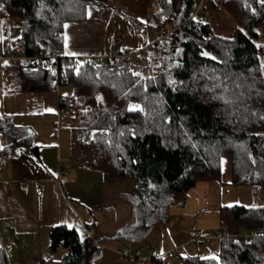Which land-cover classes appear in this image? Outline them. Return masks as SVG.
<instances>
[{
    "label": "trees",
    "instance_id": "trees-1",
    "mask_svg": "<svg viewBox=\"0 0 264 264\" xmlns=\"http://www.w3.org/2000/svg\"><path fill=\"white\" fill-rule=\"evenodd\" d=\"M118 1L0 0V22L15 23L26 55L57 57L68 78L62 86L72 87L69 105L61 97L58 102L77 127L93 132L81 145L91 151V168L113 181H132L135 207L155 208V220L171 195L187 194L199 182L223 185L224 160L231 185L264 188V2L157 0L153 26L170 34L166 44L151 48L161 51L167 45L166 53L144 64L113 60L75 70L72 59L62 55V31L67 23L85 22L90 6L124 13L136 31L142 27ZM206 9L230 16L234 29L229 36L213 33ZM176 49L178 68L173 70L168 64ZM39 65L18 63L22 93L55 90L54 77ZM18 131L13 143L8 135L5 143L31 146L34 138ZM219 224L223 237L217 259L188 256L181 264H264V205L221 207ZM98 242L82 240L72 228L53 227L49 251H65L60 264H96ZM0 264H8L1 246Z\"/></svg>",
    "mask_w": 264,
    "mask_h": 264
},
{
    "label": "crops",
    "instance_id": "crops-1",
    "mask_svg": "<svg viewBox=\"0 0 264 264\" xmlns=\"http://www.w3.org/2000/svg\"><path fill=\"white\" fill-rule=\"evenodd\" d=\"M119 4L132 12L142 26L140 30L136 31L122 15H112L108 10L90 6L85 22L67 23L63 27V57L67 59L101 57L107 55L112 48H118L123 49V52L128 51L131 61L138 60L144 64V61L150 59L153 55L151 46L160 38V31L153 26V17L160 11L158 1L119 0ZM17 38L19 35L13 38L1 34L0 52ZM6 43L8 44L2 48ZM20 62H4L0 71L1 90L5 92L3 83L10 82L12 89L9 93L14 96L15 108L18 107L17 98L21 94L37 93L20 91L18 74L15 72V70L18 72ZM261 62L264 69V55ZM62 87L55 86L54 91L58 97L60 96L58 89ZM47 93L41 94L46 96ZM43 103H46V100ZM63 116L67 117L66 114ZM16 117V113L12 111L0 114V246L8 264L33 261L23 249L26 248V252L36 256L41 251L39 247L49 245L51 229L59 226L74 229L82 240L91 238L95 243L100 242L98 245L101 247V258L96 264H135L126 261L131 242H127L123 247L117 242L121 240L119 235L112 232L115 218L112 212L115 210H108L112 212H109L106 218L104 216L102 222L96 220L90 222L86 216L85 205L77 200L82 196L79 185L85 183V174L79 173L82 171L81 164L74 165L67 152L63 127L61 125L57 127L60 128L58 133L55 130L54 141L51 140L40 147V144L34 143L35 140L38 141V133L30 128L26 131L16 125L14 120ZM23 129L34 138L31 146L14 147L10 146L9 142L5 143L8 138V141L13 143V138L19 136L18 130ZM47 134L50 135L48 130ZM32 147L37 148L36 152ZM62 159L68 164L63 163ZM38 183L44 187L43 195L37 193ZM220 188L217 182H199L187 192L181 215V222L185 221L184 226L169 236L168 248L154 253L156 257L154 264H164L163 259L167 256L181 261V255L177 256L179 250L197 243L193 240V233L198 224V217L208 208L217 207L218 199L214 198V193L218 194ZM189 192H192V195ZM211 201L214 203L210 204ZM111 207L106 208L112 209ZM89 229L93 230L92 235L89 234ZM109 238L113 239L112 243L108 241ZM58 252L62 258L65 251L60 249Z\"/></svg>",
    "mask_w": 264,
    "mask_h": 264
},
{
    "label": "rangeland",
    "instance_id": "rangeland-1",
    "mask_svg": "<svg viewBox=\"0 0 264 264\" xmlns=\"http://www.w3.org/2000/svg\"><path fill=\"white\" fill-rule=\"evenodd\" d=\"M260 1L264 2V0ZM121 8L129 15V18L136 19L131 11L122 6ZM204 13L205 21L210 24L215 35L227 37L231 34L234 29V22L229 15L224 12L213 13L210 9H206ZM123 14L117 15L124 16ZM0 31V37L2 34L3 36L15 38L20 34L13 21H1ZM163 43L166 44V40ZM7 44H3L2 48ZM166 48L167 45L161 51L152 49L151 53L155 57H160L162 52L165 51L166 53ZM122 50L121 52L123 53ZM3 84L5 92H2L0 85V114L2 115L6 111L16 113L17 117L14 119L16 125H19L26 131H28L27 128H30L38 133V141L35 140L34 143L40 144V147L41 145L45 146L51 140L54 141L55 130L56 133L60 130L57 127L59 125L63 127L64 134L66 135L65 144L67 152H69L71 159L74 161V165L77 163L81 164L82 171L80 170L79 173L85 174V183L79 185L82 196L81 198L78 197L77 200H79L80 204L85 205L86 216L89 217L90 222H94L95 220L102 222L103 217L105 216L106 218L109 212H112H108V210L114 209L115 212L112 213L115 215L113 220L115 226L113 225L114 229L112 228V232L119 235V239L121 240H117V242L123 245V247L126 246L127 242H131V248L128 253L129 257L155 258V252H161L168 248L169 236H171L173 231L182 229L184 226L185 221L181 222V215L187 194L171 195V203L163 206L160 220H155L157 217L155 208L149 209V211H142L141 208L138 210L133 203V195L131 197L130 191L134 187L132 181L108 180L103 172L92 170L90 166L92 159L91 151L87 148L83 150L81 144H88L93 132L77 127L74 120L70 117L67 116L65 118L63 115H65L67 108L64 109V113H59V98L61 96L65 100V104L69 105L68 100L72 95L71 86L67 85L58 89L59 97L55 91L48 92L46 96L44 94L45 97L40 92L21 94L17 98L18 107L15 108L14 96L9 93L12 89L11 84L8 81H5ZM45 100L46 103H43ZM47 130L50 135L47 134ZM63 154H66V152H63ZM62 162L67 163L64 159H62ZM229 171V161L224 160L222 174L224 184L220 185L221 188L218 194L217 192L214 193V198L218 199V205L215 208H208L204 213L199 215L198 224L193 233V240L197 241V243L193 242L192 247L179 250L177 256L181 255L182 259L188 256H197L200 259H217L219 243L223 237L219 224V209L221 207L264 205V188L256 189L246 186H233L230 184L231 174ZM189 193L192 195V192ZM165 197L167 198V196ZM73 202L77 204L75 201ZM213 203V201L210 202V204ZM108 206H112V209H107L106 207ZM78 207L80 206L78 205ZM145 228H148L149 231L146 235L142 236L141 233ZM89 240L91 241L92 239L90 238ZM108 241L112 243L113 239L109 238ZM39 248L41 251L36 256L26 252V248L23 249L27 255H30V259L33 261H19L12 262V264H60L61 254L59 252L50 253L49 245ZM163 262L164 264H180V261L172 256L165 257Z\"/></svg>",
    "mask_w": 264,
    "mask_h": 264
},
{
    "label": "built area",
    "instance_id": "built-area-1",
    "mask_svg": "<svg viewBox=\"0 0 264 264\" xmlns=\"http://www.w3.org/2000/svg\"><path fill=\"white\" fill-rule=\"evenodd\" d=\"M161 35L158 41L155 43L157 48H160L166 39V37L170 34V31L166 27H162L160 29ZM59 36V33L56 34ZM162 41V42H161ZM130 56L128 54L122 53L118 48H112L109 53L105 56L101 57H90L84 56L81 58L72 59L74 69L76 70L80 65H92L97 63H110L113 60H121L124 61L129 59ZM20 61H29L34 65H37L40 62V69L47 70L54 77L55 83L57 86L67 84L68 78L65 76L64 71L58 66L57 57L51 56H42V55H33L27 56L25 53V49L21 41H13L9 45H7L0 52V71L2 70V65L4 62H20ZM50 61H55L52 65H50ZM59 113H64V108L61 106V103L58 102ZM37 193L39 195L44 194V187L38 183L37 184ZM93 230L89 229V234L92 235ZM198 240V239H197ZM129 262H133L135 264H154V257H143V258H134L127 257Z\"/></svg>",
    "mask_w": 264,
    "mask_h": 264
},
{
    "label": "water",
    "instance_id": "water-1",
    "mask_svg": "<svg viewBox=\"0 0 264 264\" xmlns=\"http://www.w3.org/2000/svg\"><path fill=\"white\" fill-rule=\"evenodd\" d=\"M178 52L179 49H176L175 53L171 56V61H169L168 64V67L172 68L173 70H176L178 68V62H177Z\"/></svg>",
    "mask_w": 264,
    "mask_h": 264
},
{
    "label": "snow or ice",
    "instance_id": "snow-or-ice-1",
    "mask_svg": "<svg viewBox=\"0 0 264 264\" xmlns=\"http://www.w3.org/2000/svg\"><path fill=\"white\" fill-rule=\"evenodd\" d=\"M143 22V21H142ZM73 55H75L74 53H73Z\"/></svg>",
    "mask_w": 264,
    "mask_h": 264
}]
</instances>
